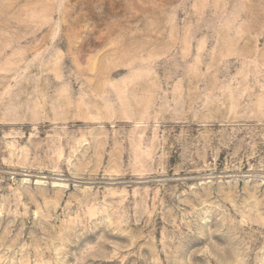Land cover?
Masks as SVG:
<instances>
[{
  "label": "rangeland",
  "instance_id": "374dc122",
  "mask_svg": "<svg viewBox=\"0 0 264 264\" xmlns=\"http://www.w3.org/2000/svg\"><path fill=\"white\" fill-rule=\"evenodd\" d=\"M0 264H264V0H0Z\"/></svg>",
  "mask_w": 264,
  "mask_h": 264
}]
</instances>
